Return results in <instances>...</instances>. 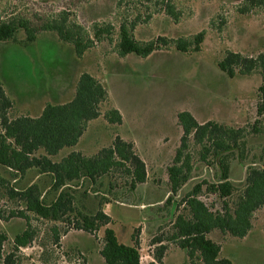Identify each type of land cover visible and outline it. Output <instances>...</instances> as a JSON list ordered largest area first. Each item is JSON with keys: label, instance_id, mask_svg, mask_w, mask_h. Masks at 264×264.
Instances as JSON below:
<instances>
[{"label": "rangeland", "instance_id": "obj_1", "mask_svg": "<svg viewBox=\"0 0 264 264\" xmlns=\"http://www.w3.org/2000/svg\"><path fill=\"white\" fill-rule=\"evenodd\" d=\"M166 1L179 12L178 21L167 13ZM246 5L245 0H0V20L24 17L39 24L65 11L90 33L95 23L112 25L111 34L104 35L81 58L73 45L61 41L55 32L41 31L26 45V33L20 29L15 40L0 43V86L13 101L7 110V116L13 119L20 115L37 116L47 103L69 101L84 71L105 84L109 99L101 106V116L88 123L75 147L64 148L53 159L60 160L72 150L96 154L110 145L116 135L133 142L136 153L146 163L147 180L129 189L124 186L130 181L129 175L122 169L113 170L91 186V194L83 193L88 183L75 188L74 201L89 211L102 208L111 217L108 226L118 232L120 240L130 241L134 232L138 238L143 237L140 240L143 256L156 251L158 245L152 244L155 236L171 235L177 214L186 212V206L180 202L194 184L217 179L220 174L215 165L198 160L199 145L191 138L189 148L194 155L191 178L166 203L171 194L167 167L183 134L179 112L190 111L199 122L213 120L247 130L256 119H261L262 132L246 138L248 159H234L231 163V180L240 187L250 164H264V114H257L263 76L255 72L230 77L218 65L227 50L252 56L264 52V0L242 12ZM131 21H136L135 38L142 41L160 35L187 37L203 29L205 41L200 51L163 48L147 57L135 54L121 57L116 46L119 28L121 23ZM109 107L119 110L122 124H112L104 118ZM0 174L16 181L1 167ZM36 180L38 170L32 169L16 186L23 187ZM42 190L46 193L48 188L43 186ZM108 194L112 200L100 205L101 196ZM54 195L49 190L47 202ZM199 198L212 210H222V200L216 194L204 189ZM229 200L233 204L234 198ZM23 207L20 201L10 199L0 184V230L8 235L4 255L12 251L14 236L27 226L24 218L10 216L12 211ZM27 213L35 236L30 244L14 251L15 264H105L100 255L104 227L89 233L76 229L74 221H54ZM211 236L223 247L221 256L229 258L232 264H264V206L255 212L253 229L247 236L233 237L218 230ZM165 242L170 247L175 245L172 241Z\"/></svg>", "mask_w": 264, "mask_h": 264}, {"label": "trees", "instance_id": "obj_2", "mask_svg": "<svg viewBox=\"0 0 264 264\" xmlns=\"http://www.w3.org/2000/svg\"><path fill=\"white\" fill-rule=\"evenodd\" d=\"M249 6L261 5L263 0H245ZM167 13L175 20L180 18L174 5L165 2ZM136 21L121 23L119 28L117 53L121 56L135 54L147 57L155 51L175 48L182 52L200 51L205 41V29L190 36L177 38L160 35L148 41L136 39L133 31ZM23 29L26 33V45L34 41L41 31L55 32L61 41L71 43L78 57L101 41L104 35L109 36L111 24L95 23L92 33L82 24L71 20L69 14L61 11L54 17L34 24L24 17H12L0 20V43L15 40L17 32ZM230 77L251 75L260 72L263 76L259 86L260 101L257 114H264V52L256 56L227 50L218 61ZM109 94L105 84L88 71L82 72L75 85L73 97L63 103H47L37 116L20 115L13 119L7 116V110L13 105L12 99L0 86V167L8 171L16 181L12 182L0 174V184L4 185L5 194L10 199L20 201L24 207L12 211L10 216H20L27 221L26 228L17 233L12 241V251L4 255V243L8 240L6 232L0 230V262L15 264L14 251L31 243L35 230L30 225L29 215L49 220H67L76 229L89 233L104 227L103 246L100 255L105 264H143L141 262L140 241L138 234H132V244L121 242L113 227H109L111 217L100 208L94 211L79 207L75 203L76 189L86 185L84 195L91 194V186L103 175L113 170L122 169L129 175L130 181L124 183L129 189L147 180L145 161L136 153L134 144L116 135L111 144L102 147L93 155L72 150L60 160L53 156L64 148L75 147L88 123L101 116V106L108 102ZM182 127L181 144L177 148L172 163L167 167L168 182L171 194L166 203H170L184 184L191 178L194 168V155L190 151L191 138L199 145L198 160L208 166H216L220 174L214 180H202L194 184L182 198L180 204L186 206V212L177 214L170 236L161 235L153 238L152 244H159L154 252L158 264H162L167 245L164 240L175 242L185 249L191 260L199 258L204 264H232L229 258L221 256L222 246L212 238V232L218 230L223 234L245 237L253 229L255 212L264 206V164H250L243 185L240 187L231 180V163L234 159L244 161L250 155L248 148L249 134L262 132L261 119H256L251 128L234 127L213 120L199 122L187 110L178 113ZM104 118L112 124H122L119 110L109 107ZM264 156V149H263ZM261 156V157H263ZM37 169L39 180L16 186V182L28 171ZM45 189L54 191V198L47 202ZM111 186V184H110ZM112 189V187H111ZM206 190L222 200V210H212L199 194ZM83 195V196H84ZM234 198L233 204L230 200ZM112 200L111 195H102L100 205ZM179 204V205H180ZM6 219V218H4ZM138 231V230H137ZM56 239H58L55 229ZM150 262L147 264H157Z\"/></svg>", "mask_w": 264, "mask_h": 264}, {"label": "crops", "instance_id": "obj_3", "mask_svg": "<svg viewBox=\"0 0 264 264\" xmlns=\"http://www.w3.org/2000/svg\"><path fill=\"white\" fill-rule=\"evenodd\" d=\"M116 233H117L118 238L120 240V236H119L117 231H116ZM129 236H131V233L129 234ZM140 240L142 241L143 237H140L139 241ZM120 241L122 242L123 240H120ZM123 243L132 244V239H130V241H123ZM159 244H161V243H159ZM159 244H154V245H159ZM162 244L167 245V249H166V251L164 253L162 264H183V262H186V264H204L203 262L202 263L200 262L202 260L199 259V258H195L194 260H191L189 258V256L187 255L186 250L182 249L177 244H175L174 247H170L171 244L168 245V243L165 242V240L162 242ZM222 249H223V247H222ZM141 256L145 259L144 262L146 264L150 263V262L157 263V261H156V259L154 257V253H152V252H146V254L144 256L143 255H141Z\"/></svg>", "mask_w": 264, "mask_h": 264}, {"label": "built area", "instance_id": "obj_4", "mask_svg": "<svg viewBox=\"0 0 264 264\" xmlns=\"http://www.w3.org/2000/svg\"><path fill=\"white\" fill-rule=\"evenodd\" d=\"M143 260H144V258L141 256V262H142L143 264H146Z\"/></svg>", "mask_w": 264, "mask_h": 264}]
</instances>
